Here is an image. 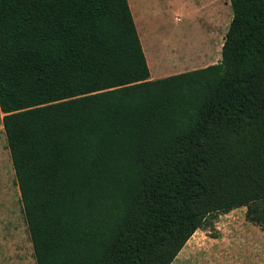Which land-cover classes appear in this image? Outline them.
<instances>
[{
    "label": "trees",
    "instance_id": "obj_1",
    "mask_svg": "<svg viewBox=\"0 0 264 264\" xmlns=\"http://www.w3.org/2000/svg\"><path fill=\"white\" fill-rule=\"evenodd\" d=\"M222 57L152 79L129 0H0V123L38 264H172L246 207L264 228V0Z\"/></svg>",
    "mask_w": 264,
    "mask_h": 264
},
{
    "label": "rangeland",
    "instance_id": "obj_2",
    "mask_svg": "<svg viewBox=\"0 0 264 264\" xmlns=\"http://www.w3.org/2000/svg\"><path fill=\"white\" fill-rule=\"evenodd\" d=\"M131 1L142 23L141 32L146 36L147 55L153 66L164 62L165 48L186 40H202L206 46L199 53L185 48L184 54L194 55L192 64H174L175 69L168 75L205 67L221 59L222 39L233 17L230 0H208L215 2L212 5L201 0ZM222 14L223 21H218ZM1 117L0 114V120ZM0 264H38L14 162L1 127ZM172 264H264V228L247 220L246 207L219 214L212 227L193 234Z\"/></svg>",
    "mask_w": 264,
    "mask_h": 264
},
{
    "label": "crops",
    "instance_id": "obj_3",
    "mask_svg": "<svg viewBox=\"0 0 264 264\" xmlns=\"http://www.w3.org/2000/svg\"><path fill=\"white\" fill-rule=\"evenodd\" d=\"M134 2V1H133ZM201 3H204V4H207L209 3L210 5L212 4H215L212 3L213 1H208V0H201L200 1ZM129 3H130V6H131V9H132V12H133V15H134V18H135V21H136V25H137V28H138V31H139V34H140V37H141V40H142V44H143V47H144V50H145V53H146V56H147V60H148V63H149V66H150V70H151V78L152 79H157V78H161V77H165L167 76L171 70L175 69L174 68V64H178L180 66H183L185 64H183V62L186 61V65H191L192 62H191V58L194 56V55H186L184 54L185 53V48L187 49H191V50H195L194 52L196 53H199L201 52L206 45H204V41L202 40H186L185 43L183 42V44H174V45H169L167 48H165L164 52H163V57H164V62L161 63V65H154L152 63H150L151 59L150 57H148L147 55V50L148 49V46L145 44V34L142 33V23L141 21L136 17V10L133 8V3L131 0H129ZM213 16V20L215 21V16L214 14L212 15ZM223 14L219 17H217L218 21H223ZM220 18V19H219ZM141 32V33H140ZM226 36V34H225ZM224 40H225V37H223L222 39V45L220 47V50H221V53H222V47H223V44H224ZM202 41V42H201ZM204 46V48H203ZM197 47H199L200 49H198ZM147 49V50H146ZM195 53V55H197ZM220 57H222V55H220ZM218 62V61H216ZM216 62H212V63H216ZM192 69H196V68H192ZM178 73V72H176ZM3 123H1V128L3 129L4 133H5V136H6V132L3 128ZM6 141H7V136H6ZM7 148L10 152V155H11V151H10V148L8 146V141H7ZM11 158H12V155H11Z\"/></svg>",
    "mask_w": 264,
    "mask_h": 264
}]
</instances>
